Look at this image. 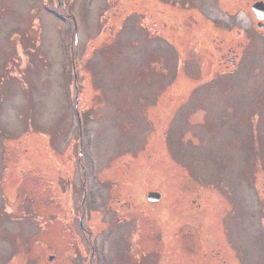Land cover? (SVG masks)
I'll return each mask as SVG.
<instances>
[{
    "label": "rangeland",
    "instance_id": "rangeland-1",
    "mask_svg": "<svg viewBox=\"0 0 264 264\" xmlns=\"http://www.w3.org/2000/svg\"><path fill=\"white\" fill-rule=\"evenodd\" d=\"M257 1L0 0V264H264Z\"/></svg>",
    "mask_w": 264,
    "mask_h": 264
},
{
    "label": "water",
    "instance_id": "water-1",
    "mask_svg": "<svg viewBox=\"0 0 264 264\" xmlns=\"http://www.w3.org/2000/svg\"><path fill=\"white\" fill-rule=\"evenodd\" d=\"M253 9L255 10V12L257 13V16L260 19H264V1L260 0L255 2V4L253 5ZM149 197L151 199H158L160 197V193L159 192H151ZM51 259L54 260L55 257L54 255L51 256Z\"/></svg>",
    "mask_w": 264,
    "mask_h": 264
},
{
    "label": "flooded vegetation",
    "instance_id": "flooded-vegetation-1",
    "mask_svg": "<svg viewBox=\"0 0 264 264\" xmlns=\"http://www.w3.org/2000/svg\"><path fill=\"white\" fill-rule=\"evenodd\" d=\"M207 247H209L208 245H206Z\"/></svg>",
    "mask_w": 264,
    "mask_h": 264
}]
</instances>
